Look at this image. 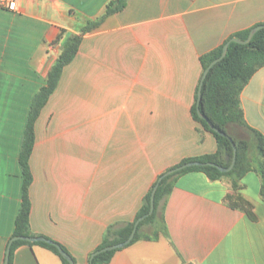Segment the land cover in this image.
<instances>
[{
	"label": "crops",
	"instance_id": "crops-1",
	"mask_svg": "<svg viewBox=\"0 0 264 264\" xmlns=\"http://www.w3.org/2000/svg\"><path fill=\"white\" fill-rule=\"evenodd\" d=\"M114 0H18L0 5V264L22 206L20 153L31 106L65 41L106 14ZM264 23V0H126L86 34L35 125L30 158V231L90 264L110 228L136 220L158 178L184 159L214 154L215 136L192 115L201 57ZM64 31V36L59 37ZM248 125L264 135V67L241 94ZM255 171L239 191L255 219L232 209L231 181L177 177L140 239L109 264H264V191ZM12 264H63L47 248L22 245Z\"/></svg>",
	"mask_w": 264,
	"mask_h": 264
},
{
	"label": "trees",
	"instance_id": "trees-1",
	"mask_svg": "<svg viewBox=\"0 0 264 264\" xmlns=\"http://www.w3.org/2000/svg\"><path fill=\"white\" fill-rule=\"evenodd\" d=\"M125 6L126 0L112 1L108 5L106 14L103 17L95 21L88 22V24L80 31L79 34L72 35L67 38L58 60L48 74L46 85L40 89L33 100L20 153V164L22 167L24 183L22 188V206L16 219V229L13 237H41L33 235L30 231L31 201L29 192L33 181V176L30 169V158L35 145L36 122L42 110L47 105L50 97L55 92L65 66L70 64L75 59L83 37L99 28L107 16L123 10ZM263 24L264 23L257 24L256 26ZM254 27L235 33L218 49L202 56L201 62L203 66V73L214 60L221 57L223 48L227 42L233 38L246 40ZM64 33L65 32L62 31L59 40L64 36ZM262 67H264V29L256 33L252 41L247 45L234 42L231 43L225 58L210 70L203 84L202 100L200 104L201 111L204 115H206V117H208V119L215 125L216 128L228 134L236 144V164L230 172H222L217 167L212 166H196L183 170L164 179L156 192L154 214L139 225L137 234L130 245L134 244L138 239H140L141 228L155 220L159 210L166 202V197L172 191L177 177L190 172L204 173L211 181L229 179L232 183L231 188L233 193L226 197L228 205L232 209H238L245 212L252 220L255 219L253 212L254 206L252 202L239 193V191L242 189V186L240 185L241 180L248 173L256 170L250 156L251 146L248 140L237 139L231 136L228 127L230 124L238 125L255 138L257 151L260 156V172L264 180V135L260 131L248 125L245 119L244 110L241 105V94L244 88L255 75V73ZM192 115L196 122H198L206 131L211 132L215 136L218 144V150L214 154L184 159L177 166L188 162L198 161L202 163H214L219 167L229 168L234 157L233 144L228 138L212 131L207 122L198 116L197 98L192 107ZM155 185L156 183L154 186ZM154 186L146 195L144 204L140 209L136 220L132 223H128L122 228H110L103 243L92 253V255L105 247L125 242L129 238L133 231L135 222L140 217L148 214L150 211L151 195ZM22 245L43 246L59 256L63 264H69V262L61 256L56 246L44 242L31 243L21 240L15 241L13 243L11 247L9 264H12L13 262L15 250ZM61 247L68 253V251L63 246ZM117 251L118 250H114L98 254L93 258L92 261H90V264H109Z\"/></svg>",
	"mask_w": 264,
	"mask_h": 264
},
{
	"label": "water",
	"instance_id": "water-1",
	"mask_svg": "<svg viewBox=\"0 0 264 264\" xmlns=\"http://www.w3.org/2000/svg\"><path fill=\"white\" fill-rule=\"evenodd\" d=\"M264 29V24L263 25H259V26H256L254 27L248 38L246 40H240V39H236V38H233L231 39L229 42H227V44H225L224 48H223V52H222V55L221 57H219L218 59L214 60L210 65L209 67L204 71L203 73V76L201 78V82H200V85H199V90H198V96H197V113H198V116L207 122V124L209 125L210 129L218 134H220L221 136L223 137H226L228 138L232 144H233V147H234V157H233V160H232V164L229 168H223V167H219L217 166L216 164L214 163H202V162H198V161H194V162H188V163H185L183 165H180V166H177L175 168H172L168 171H166L165 173H163L157 180L156 182V185L154 186V189L152 191V195H151V205H150V211L148 214L144 215L143 217H140L134 224V228H133V231L131 233V235L129 236V238L125 241V242H122V243H119V244H116V245H112V246H108V247H105L97 252H95L92 256H91V259L90 261L93 260V258L98 255V254H101V253H105V252H110V251H114V250H119V249H122V248H125L127 247L128 245H130L132 243V241L134 240L136 234H137V231H138V228H139V225L145 221L148 217L152 216L155 212V197H156V192L161 184V182L166 179L167 177L171 176V175H174L176 173H179L183 170H186L188 168H192V167H202V166H212V167H217L220 171L222 172H230L235 164H236V154H237V147H236V144L233 142L232 138L224 133L223 131L219 130L218 128L215 127V125L208 119V117H206V115H204L201 111V107H200V104H201V100H202V89H203V84H204V81L206 79V77L208 76L210 70L215 66L217 65L219 62H221L225 56L227 55V52H228V49H229V46L231 43H238V44H243V45H247L249 44L253 37L256 35V33H258L260 30ZM229 159V158H228ZM27 241V242H31V243H38V242H44V243H48L50 245H53V246H56V248L59 250V253L61 254V256L63 258H65L69 264H76L74 259L72 258V256L67 253L58 243H56L55 241L53 240H50L48 238H45V237H14L12 238V240L10 241L9 245H8V248H7V252H6V260H5V264H9V260H10V253H11V247L13 245V243L15 241Z\"/></svg>",
	"mask_w": 264,
	"mask_h": 264
},
{
	"label": "built area",
	"instance_id": "built-area-1",
	"mask_svg": "<svg viewBox=\"0 0 264 264\" xmlns=\"http://www.w3.org/2000/svg\"><path fill=\"white\" fill-rule=\"evenodd\" d=\"M18 0H0V5L10 11L17 10Z\"/></svg>",
	"mask_w": 264,
	"mask_h": 264
}]
</instances>
